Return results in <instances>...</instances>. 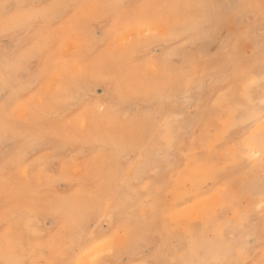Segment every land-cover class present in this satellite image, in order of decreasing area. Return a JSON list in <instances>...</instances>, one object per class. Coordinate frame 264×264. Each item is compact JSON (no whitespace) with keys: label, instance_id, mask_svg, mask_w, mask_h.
Wrapping results in <instances>:
<instances>
[{"label":"clouds","instance_id":"9594fccd","mask_svg":"<svg viewBox=\"0 0 264 264\" xmlns=\"http://www.w3.org/2000/svg\"><path fill=\"white\" fill-rule=\"evenodd\" d=\"M0 264H264V0H0Z\"/></svg>","mask_w":264,"mask_h":264}]
</instances>
